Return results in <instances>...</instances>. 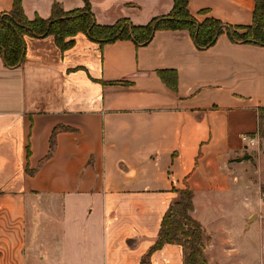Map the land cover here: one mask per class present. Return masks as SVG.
Masks as SVG:
<instances>
[{
	"label": "crops",
	"instance_id": "0c3cea01",
	"mask_svg": "<svg viewBox=\"0 0 264 264\" xmlns=\"http://www.w3.org/2000/svg\"><path fill=\"white\" fill-rule=\"evenodd\" d=\"M14 1L0 0V15ZM86 1L103 26L122 19L144 26L174 7V0L22 5L33 20L49 19L55 3L71 11ZM255 6L189 0L188 9L200 23L246 27ZM25 40L20 66L6 67L0 54V264H142L185 189L208 261L236 244L240 206H251L255 187L260 203L264 179L252 154L264 47L224 33L199 50L187 31L174 30L139 48L131 40L101 47L83 33L66 51L54 36ZM166 70L177 72V92L161 77ZM250 211L241 220L251 230ZM150 264H184L182 246L166 244Z\"/></svg>",
	"mask_w": 264,
	"mask_h": 264
},
{
	"label": "trees",
	"instance_id": "16d2710c",
	"mask_svg": "<svg viewBox=\"0 0 264 264\" xmlns=\"http://www.w3.org/2000/svg\"><path fill=\"white\" fill-rule=\"evenodd\" d=\"M255 3L253 22L246 27L226 25L213 18L200 23L189 12V0H174V7L169 15L155 18L144 26L133 25L128 19L119 20L112 26H103L97 23L88 1L83 8L71 11H65L60 4L55 3L49 19L36 17L30 20L24 12L22 0H15L12 10L0 15V54L6 67L16 68L26 59V36H54L62 51L74 46V40L68 39L79 33L85 34L101 47L118 40H131L139 48L148 46L155 33L162 30L189 31L199 50L214 46L224 33L236 43L264 47V0H255ZM160 75L166 84L177 92V72L166 70L161 71ZM263 127L264 107L259 109V134L262 133V136ZM56 133L57 130L52 137V149ZM193 197L190 189L180 191L179 199L166 212L158 238L144 256L142 264H150L152 254L166 244L182 246L184 264H208L205 255L206 233L201 223L192 217Z\"/></svg>",
	"mask_w": 264,
	"mask_h": 264
},
{
	"label": "rangeland",
	"instance_id": "374dc122",
	"mask_svg": "<svg viewBox=\"0 0 264 264\" xmlns=\"http://www.w3.org/2000/svg\"><path fill=\"white\" fill-rule=\"evenodd\" d=\"M187 31V30H180ZM189 34L190 32L187 31ZM191 36V34H190ZM264 131V127H263ZM254 162L262 167L264 175V135L260 133V139L255 150H253ZM260 203H258L257 188H254L255 194L250 195L251 206L253 210H249L251 206L242 204L239 211V233L236 237V244H230L226 247L224 253L214 252L213 260L208 261V264H264V179L262 181ZM250 211L252 214L250 218V224L252 229L245 228V220H241L242 212L247 213ZM249 221V220H248ZM247 224V220H246ZM40 256V255H39ZM211 257V256H210Z\"/></svg>",
	"mask_w": 264,
	"mask_h": 264
},
{
	"label": "built area",
	"instance_id": "2783aa9c",
	"mask_svg": "<svg viewBox=\"0 0 264 264\" xmlns=\"http://www.w3.org/2000/svg\"><path fill=\"white\" fill-rule=\"evenodd\" d=\"M250 143H251V145H254V144L256 143V141H254V140H250ZM261 199H262V200L264 199V195L262 196Z\"/></svg>",
	"mask_w": 264,
	"mask_h": 264
},
{
	"label": "water",
	"instance_id": "95a60500",
	"mask_svg": "<svg viewBox=\"0 0 264 264\" xmlns=\"http://www.w3.org/2000/svg\"><path fill=\"white\" fill-rule=\"evenodd\" d=\"M252 219V218H251Z\"/></svg>",
	"mask_w": 264,
	"mask_h": 264
}]
</instances>
